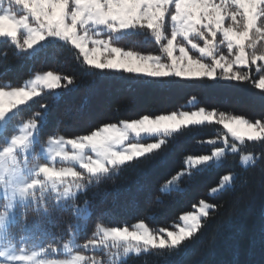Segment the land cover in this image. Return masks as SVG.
I'll return each instance as SVG.
<instances>
[{
	"label": "rangeland",
	"instance_id": "rangeland-1",
	"mask_svg": "<svg viewBox=\"0 0 264 264\" xmlns=\"http://www.w3.org/2000/svg\"><path fill=\"white\" fill-rule=\"evenodd\" d=\"M130 33L145 34L142 40L154 41L156 50L116 43ZM0 39L29 54L49 40L65 42L93 68L144 77L230 81L253 75L264 89V0H0ZM61 84L57 74L39 72L22 86L0 88V264H120L150 249L175 248L198 230L210 204L183 215L172 230L146 222L99 225L88 240L81 231L90 214L86 205L77 206L78 195L183 127L218 122L227 133L211 155L187 157L186 170L162 193L180 190L192 169L218 164L246 140L264 138V121L217 116L194 108L196 98L186 103L189 110L107 125L84 137L46 135V111L27 117L23 109ZM254 162L253 154L241 155L244 168ZM234 178L226 176L211 194Z\"/></svg>",
	"mask_w": 264,
	"mask_h": 264
},
{
	"label": "trees",
	"instance_id": "trees-1",
	"mask_svg": "<svg viewBox=\"0 0 264 264\" xmlns=\"http://www.w3.org/2000/svg\"><path fill=\"white\" fill-rule=\"evenodd\" d=\"M144 36L130 33L116 43L141 53L155 51L156 43L143 41ZM39 72H53L62 82L23 109L27 117L46 111L41 127L46 135L84 137L107 125L189 110L191 98L197 99L194 108L217 116L264 121V89L253 75L230 81L144 77L93 68L65 42L49 40L29 54L0 39V88L22 86ZM226 133L218 122L183 127L152 153L94 180L76 199L90 214L82 236L93 239L99 225L123 229L138 222L172 230L183 215L207 203L213 209L178 246L150 249L120 264H264V138L246 140L239 153L226 154L218 164L192 169L180 190L161 192L186 170L187 157L211 155ZM244 154L255 157L247 168L241 164ZM231 174L232 184L211 194Z\"/></svg>",
	"mask_w": 264,
	"mask_h": 264
}]
</instances>
